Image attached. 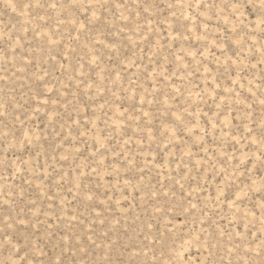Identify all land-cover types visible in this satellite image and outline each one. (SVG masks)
<instances>
[{"label":"rangeland","instance_id":"rangeland-1","mask_svg":"<svg viewBox=\"0 0 264 264\" xmlns=\"http://www.w3.org/2000/svg\"><path fill=\"white\" fill-rule=\"evenodd\" d=\"M0 264H264V0H0Z\"/></svg>","mask_w":264,"mask_h":264}]
</instances>
